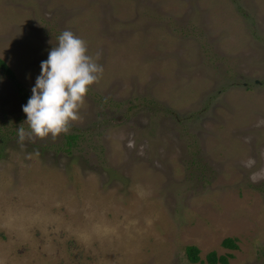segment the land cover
<instances>
[{
  "label": "rangeland",
  "instance_id": "rangeland-1",
  "mask_svg": "<svg viewBox=\"0 0 264 264\" xmlns=\"http://www.w3.org/2000/svg\"><path fill=\"white\" fill-rule=\"evenodd\" d=\"M64 30L103 74L21 148ZM0 60V264H264V0H0Z\"/></svg>",
  "mask_w": 264,
  "mask_h": 264
},
{
  "label": "clouds",
  "instance_id": "clouds-1",
  "mask_svg": "<svg viewBox=\"0 0 264 264\" xmlns=\"http://www.w3.org/2000/svg\"><path fill=\"white\" fill-rule=\"evenodd\" d=\"M48 58L40 64V74L31 88V97L22 106L27 125L17 128V143L35 142L49 136L55 141L67 134L73 122L80 119V109L90 87L99 81L103 66L96 56L88 54L87 43L70 30H64Z\"/></svg>",
  "mask_w": 264,
  "mask_h": 264
},
{
  "label": "trees",
  "instance_id": "trees-1",
  "mask_svg": "<svg viewBox=\"0 0 264 264\" xmlns=\"http://www.w3.org/2000/svg\"><path fill=\"white\" fill-rule=\"evenodd\" d=\"M0 70L6 72L10 77H13L12 72L7 67L6 63L3 60H0ZM23 95H26L24 93ZM29 98V97H25ZM10 132L9 130L4 136H0V157L3 154V151L7 149L9 145L10 140ZM65 139V147L63 148L64 152L70 153L73 149L76 141L79 139L77 134H67L64 136ZM222 247L227 248L229 250H237L238 246L236 245V240L232 238H225L222 243ZM185 254L188 259V261L191 264H197L201 262V259L199 257V250L197 247L194 246H188L185 248ZM233 256L231 254L228 255H220L218 256L215 252H211L206 257V262L208 264H229V260L232 259Z\"/></svg>",
  "mask_w": 264,
  "mask_h": 264
}]
</instances>
